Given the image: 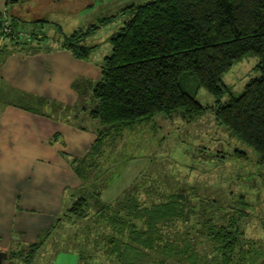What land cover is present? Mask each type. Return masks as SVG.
<instances>
[{
  "label": "trees",
  "instance_id": "16d2710c",
  "mask_svg": "<svg viewBox=\"0 0 264 264\" xmlns=\"http://www.w3.org/2000/svg\"><path fill=\"white\" fill-rule=\"evenodd\" d=\"M120 14L127 19L108 39L111 49L101 61L100 77L84 81L96 139L83 156L72 160L81 187L67 214L72 222L82 221L85 241L91 242L85 247L95 253L86 256V250L79 249V264H93L96 257L97 264H264L262 249L241 250L237 258L241 235L235 220L201 219L196 204H185L189 196L153 193L156 187L142 172L113 201L102 199L127 164L142 158L131 151L126 133L160 113H180L194 121L210 111L264 167V0H151L130 4ZM113 19L102 18L64 35L62 46L74 57L87 59L98 46L89 38ZM11 22L16 29L22 21L11 15ZM34 37L10 35L0 52L28 46ZM247 55L258 59L260 76L240 95L221 102L228 90L223 75ZM189 73L198 88L213 97L212 104H202L184 89ZM73 86L81 88L79 82ZM60 221L62 217L52 232ZM42 242L30 247L29 256Z\"/></svg>",
  "mask_w": 264,
  "mask_h": 264
},
{
  "label": "crops",
  "instance_id": "0c3cea01",
  "mask_svg": "<svg viewBox=\"0 0 264 264\" xmlns=\"http://www.w3.org/2000/svg\"><path fill=\"white\" fill-rule=\"evenodd\" d=\"M41 1L28 0L22 14L13 1L0 0L1 15L22 21L16 28L28 26L27 16L39 20L30 29L37 34L30 45L0 52V252L13 259L28 256L31 246L50 236L63 206L81 187L72 160L88 151L97 129L84 81L100 77L106 54L97 48L79 59L62 46V34L100 20L90 19V0H53L44 6ZM103 28L88 41H97ZM61 254L79 264L71 251Z\"/></svg>",
  "mask_w": 264,
  "mask_h": 264
},
{
  "label": "rangeland",
  "instance_id": "374dc122",
  "mask_svg": "<svg viewBox=\"0 0 264 264\" xmlns=\"http://www.w3.org/2000/svg\"><path fill=\"white\" fill-rule=\"evenodd\" d=\"M52 1L42 0L41 4L48 5ZM147 1L151 0H90V19L94 16L99 19L114 17L108 25L102 26L104 28L97 35L94 42L98 44L97 48L105 55L110 52V35L127 19L126 15L120 14L121 8ZM11 2L18 5L22 14L29 7L28 0ZM34 17L27 16L26 19L31 22L26 29L35 26L33 22H39ZM97 22L91 20L89 24ZM185 76L184 89L202 104H212L213 97L198 88L195 77L190 73ZM259 76L258 59L244 56L223 75L222 82L228 90L221 97V102L228 101L231 95H240L245 85ZM126 135L129 145L134 148L131 150L133 154L139 153L143 159L136 158L127 164L114 183L103 192L104 201H113L142 172L148 183L156 187L151 189L153 193L178 192L189 196V202L186 200L187 203H183L196 204L201 219L212 216L219 222L235 220L237 232L241 235L235 249L237 258L241 250L262 249L264 255V167L259 164L256 153L219 125L210 111L194 121H187L180 113L170 117L160 113L141 127H132ZM145 154L148 161L143 157ZM71 201L63 206L59 215L62 221L52 235L43 236L42 244L34 249L31 256L6 258L5 264H71L72 260H66L61 252L71 251L78 257L81 248L86 250V256L93 255L95 250L86 248L91 242L88 244L85 241L82 221L69 220L71 215L68 216L67 210ZM198 230L201 235L203 230ZM203 247L199 246L202 250L205 249ZM96 259H93V264H97Z\"/></svg>",
  "mask_w": 264,
  "mask_h": 264
},
{
  "label": "built area",
  "instance_id": "2783aa9c",
  "mask_svg": "<svg viewBox=\"0 0 264 264\" xmlns=\"http://www.w3.org/2000/svg\"><path fill=\"white\" fill-rule=\"evenodd\" d=\"M10 35L30 39L33 35L36 36L37 34L30 32V30L26 28L14 29L12 27L11 17L7 14V12H3L0 18V49Z\"/></svg>",
  "mask_w": 264,
  "mask_h": 264
},
{
  "label": "water",
  "instance_id": "95a60500",
  "mask_svg": "<svg viewBox=\"0 0 264 264\" xmlns=\"http://www.w3.org/2000/svg\"><path fill=\"white\" fill-rule=\"evenodd\" d=\"M8 258V254L6 252H0V264H5V259Z\"/></svg>",
  "mask_w": 264,
  "mask_h": 264
}]
</instances>
